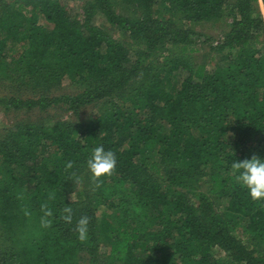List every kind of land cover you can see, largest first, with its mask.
Returning a JSON list of instances; mask_svg holds the SVG:
<instances>
[{
    "label": "trees",
    "instance_id": "trees-1",
    "mask_svg": "<svg viewBox=\"0 0 264 264\" xmlns=\"http://www.w3.org/2000/svg\"><path fill=\"white\" fill-rule=\"evenodd\" d=\"M258 2L85 0L80 19L66 0H0V106L79 116L103 104L84 122L19 121L0 133V264H264V200L231 170L264 159ZM209 22L227 26L217 43L195 27ZM209 41L213 68L193 54ZM67 78L78 92L59 93ZM101 145L117 166L95 188L86 161ZM82 215L85 242L73 230Z\"/></svg>",
    "mask_w": 264,
    "mask_h": 264
},
{
    "label": "clouds",
    "instance_id": "clouds-1",
    "mask_svg": "<svg viewBox=\"0 0 264 264\" xmlns=\"http://www.w3.org/2000/svg\"><path fill=\"white\" fill-rule=\"evenodd\" d=\"M87 170L90 173L91 185L95 188L102 186L104 178H111L116 173L117 157L111 150H105L101 146L93 148L90 157L86 161ZM74 163L69 161L66 164L67 170H72ZM232 175L237 183L248 189L251 198L254 201L264 200V159L257 155H253L250 159L245 158L242 161H236L231 165ZM69 180L74 182L75 187H79L84 182V177L76 171H70ZM72 198V195H71ZM17 199L23 200V193H18ZM55 199V193L48 194V201ZM48 201H45L40 206L42 215L40 216L41 228H50L53 224V210L49 207ZM25 216L30 217L31 211L23 208ZM60 219L66 224H72L74 219L73 209L70 206H65L60 214ZM90 217L82 215L74 226V231L77 233V238L81 242L88 239Z\"/></svg>",
    "mask_w": 264,
    "mask_h": 264
},
{
    "label": "rangeland",
    "instance_id": "rangeland-1",
    "mask_svg": "<svg viewBox=\"0 0 264 264\" xmlns=\"http://www.w3.org/2000/svg\"><path fill=\"white\" fill-rule=\"evenodd\" d=\"M85 0H66V4L69 8L76 12L79 15L80 19H83V4ZM162 8H160L161 11ZM258 9L264 14V3L262 0L258 2ZM97 24L101 27L107 29L114 37L118 38L119 40L129 41V37L125 33H121L120 31L116 30L106 19L103 17H99L97 20ZM197 30L204 32L206 36L212 37L215 42L219 41L223 38L224 32L227 30V26L225 23H203L195 26ZM212 42H199L197 44V51L193 54L198 59V61H205L210 68L214 67V63L211 62V57L214 55L210 52V46ZM216 57V56H215ZM59 93H75L78 92V87L73 84L70 78H67L63 81ZM103 104H92L82 109L79 116H75L70 110L66 108V106H58L48 111H39V110H21L17 111L14 109H4L0 106V133L5 128L12 126L14 123L19 121H38L41 122L42 120L45 121L51 117L59 118L64 117L73 122H84L89 118L90 115L96 114L98 110L101 108ZM231 136V134H227V139ZM193 196V194H191ZM103 212H99V218L102 217ZM218 250V249H217ZM218 256L226 255L223 251L218 250L216 253ZM85 264H88V260L85 259Z\"/></svg>",
    "mask_w": 264,
    "mask_h": 264
}]
</instances>
